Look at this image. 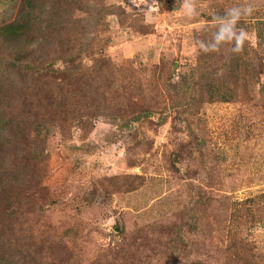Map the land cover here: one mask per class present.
I'll list each match as a JSON object with an SVG mask.
<instances>
[{
    "label": "rangeland",
    "instance_id": "obj_1",
    "mask_svg": "<svg viewBox=\"0 0 264 264\" xmlns=\"http://www.w3.org/2000/svg\"><path fill=\"white\" fill-rule=\"evenodd\" d=\"M87 1L85 15L65 17L68 31L62 33L76 46V63L90 66L100 51L116 64L133 61L139 84L134 92L120 81L119 92L111 90L112 80L106 78L103 90L108 99L122 97V104L130 96L153 114L136 122V109L124 107L125 113L115 116L83 114L82 130L73 124L60 129L50 118L42 119L50 114L49 101L27 103L16 118L27 127L18 124L7 142L0 140L5 186L0 206L6 200L16 208L9 216L10 231L0 240H11L12 249L21 252L18 264H46L47 237L60 236L70 226L77 241L68 264H264V67L261 75L253 73L264 64V40L257 38L263 26L255 25L264 21V0H198L193 18L179 11L182 1L177 0ZM241 3L255 9L239 25L249 33L238 54L248 76L237 89L245 93L233 102L197 107L194 82L208 75L197 62L203 53L195 41L207 38L214 14ZM21 5L22 0H0V27L15 20ZM102 6L107 9L98 14ZM221 54L230 63V47ZM220 62L207 71L223 84L229 68ZM245 84L251 85L250 93L242 89ZM26 87L32 90V81L24 82ZM17 102L9 101V115ZM197 124L208 131L209 149L216 145L222 151L213 176L222 181L218 193L225 199L212 204L209 161L195 149ZM175 151L178 163L171 158ZM34 168L44 170L45 177L31 198ZM0 220L5 219L0 215ZM9 248L4 246L5 253ZM69 253L56 250L59 257Z\"/></svg>",
    "mask_w": 264,
    "mask_h": 264
},
{
    "label": "trees",
    "instance_id": "obj_2",
    "mask_svg": "<svg viewBox=\"0 0 264 264\" xmlns=\"http://www.w3.org/2000/svg\"><path fill=\"white\" fill-rule=\"evenodd\" d=\"M88 4L89 2H86V0H22L20 12L15 20L0 27V140L7 142V138L13 136L9 133L18 129L19 125L23 124L22 126L26 128V123L16 119L18 114L27 107V103L38 106L39 100L43 98L49 101L51 105L50 114L44 113L42 119L48 122L50 118L52 123H56L60 129L73 124L74 127L82 130L87 123V121L82 120L83 114L88 118H95L99 115L115 116L116 112L125 113L124 107L136 109L138 112L135 114L136 122L146 120L153 114L149 109L141 108L140 103L130 100V96H127L129 102L122 104V97L116 101L113 97L108 99L103 90L102 81L106 82L104 79L106 78L112 80L109 85L111 90L113 88L116 92H119L121 82L123 89H128V93L134 92L137 88L136 85L139 86V84L137 83L135 71H133V61L116 64L104 54V51H100L96 58H91L92 64L90 66L83 65L81 61L76 63L77 57L73 54L72 48L76 46H70V37H62V33L68 31V22L65 17L79 11L85 15ZM106 9V6H102L98 14ZM217 14H223V11ZM255 25L263 26L258 28L257 32V38L259 42H262L264 40V21H256ZM46 47L47 49L51 48V52H48L50 54H47ZM90 53L89 56L92 55ZM219 54L220 52L203 53L197 58L201 68L212 66L209 64L218 65L219 61L229 68L226 71V79L223 84L217 81L218 76L211 71H207V68L205 74L208 76L205 78L202 73L195 80L196 97L193 102L197 104V107L205 104L233 102L235 95L245 93L238 90L237 86L244 76H248L246 65L240 60L238 54L232 53L230 63L223 61V54H221V58ZM256 57L260 58L259 56ZM57 64H66L71 67L61 70ZM263 67V62H260V66L253 70L254 75H261L260 69ZM92 77L95 80L91 79ZM27 81H32V90L27 87L23 88L24 82ZM242 89L250 93L251 85L245 84ZM260 91L264 93V84H262ZM9 101H18L16 104H11V115L7 112V108L10 107ZM83 101L87 102L83 104ZM85 105H88L89 108ZM57 109H61L58 114L56 113ZM37 115L39 117L38 113ZM32 125L34 128L38 127L36 117L33 119ZM208 135L205 127L197 124V134L194 135L196 140L195 149L199 157H206L209 161V168L206 173L208 175V201L212 204L218 198L225 199L221 193H218L222 181H215L213 176L214 173H217L216 168L223 159L222 151L216 145L209 149L210 140ZM171 158L174 163H178V153L176 151L171 154ZM7 170H9V167L4 168V171ZM37 171L35 169L32 175L37 181L33 185L36 189L32 190V194L29 196L31 198L40 191L41 179L45 177L44 170L36 173ZM1 181L3 180L0 179V192H4L5 186ZM13 202L16 201L13 200ZM7 203L5 200L3 206H0V215L6 220H0V238H3L2 234L10 231L9 216L12 213L16 214V208ZM236 221H239L242 226L247 224V221L244 220L236 219ZM71 227L67 228L60 236L56 233H50L47 237L46 245L43 247L46 252V264H68L72 247L74 248L77 241L76 236L72 237L69 234L72 230ZM12 245L11 240H0V264H18V257L21 252L13 250ZM4 246H10L9 251L6 253ZM59 248L67 252L70 251L69 255L57 256L56 250Z\"/></svg>",
    "mask_w": 264,
    "mask_h": 264
},
{
    "label": "clouds",
    "instance_id": "obj_3",
    "mask_svg": "<svg viewBox=\"0 0 264 264\" xmlns=\"http://www.w3.org/2000/svg\"><path fill=\"white\" fill-rule=\"evenodd\" d=\"M144 2V0H140ZM156 0H153L155 4ZM198 0H182L180 12L187 18L198 15ZM150 10L155 11L156 8ZM255 9L249 3H241L228 7L223 14H214L209 35L205 39H197L195 45L198 51L210 54L219 53L230 47V51L239 54L249 39V33L239 27L240 22L253 15Z\"/></svg>",
    "mask_w": 264,
    "mask_h": 264
},
{
    "label": "water",
    "instance_id": "obj_4",
    "mask_svg": "<svg viewBox=\"0 0 264 264\" xmlns=\"http://www.w3.org/2000/svg\"><path fill=\"white\" fill-rule=\"evenodd\" d=\"M118 231V229H116V232Z\"/></svg>",
    "mask_w": 264,
    "mask_h": 264
}]
</instances>
